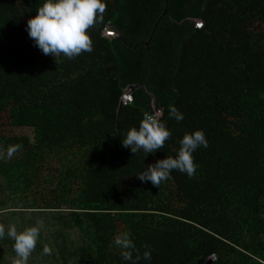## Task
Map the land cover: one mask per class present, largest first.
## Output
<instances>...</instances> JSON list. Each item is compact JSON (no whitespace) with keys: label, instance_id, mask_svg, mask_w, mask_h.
I'll return each instance as SVG.
<instances>
[{"label":"trees","instance_id":"obj_1","mask_svg":"<svg viewBox=\"0 0 264 264\" xmlns=\"http://www.w3.org/2000/svg\"><path fill=\"white\" fill-rule=\"evenodd\" d=\"M166 1L104 0L93 50L55 60L26 31L42 0H0V152L20 146L0 163V225L40 226L27 264H132L122 232L136 264H264V0ZM156 108L171 136L134 155L121 140ZM17 127L35 140L3 132ZM195 130L191 178H138ZM17 259L0 239V264Z\"/></svg>","mask_w":264,"mask_h":264},{"label":"clouds","instance_id":"obj_2","mask_svg":"<svg viewBox=\"0 0 264 264\" xmlns=\"http://www.w3.org/2000/svg\"><path fill=\"white\" fill-rule=\"evenodd\" d=\"M105 9L104 0H42L36 9V15L27 21L26 31L43 54L51 55L55 60L61 55L72 59L83 52L93 50V41L88 30L103 20ZM168 114L177 122L184 119L183 113L173 104L168 105ZM170 136L171 132L164 122L157 119L153 113L144 112L138 126L131 127L121 141L122 146L134 155L143 150L146 157L150 153L155 154L163 149L165 141ZM179 144L175 157L167 155L166 158L147 165L137 175L138 178L158 187L162 181L171 177L173 170L185 173L191 178L197 168L193 153L199 147L207 148L208 141L203 130H195L191 133L186 132ZM19 147V145L10 147L7 155L11 157ZM39 235V225L26 227L22 231H17L12 225L7 233L0 225V239L7 237L13 241V249L18 257L15 264H27L29 256L36 248ZM114 244L120 249V255L124 261L136 264V261L140 259L135 242L128 232L116 235ZM145 248L143 259L150 261L151 249L148 246ZM43 251L48 254L50 249L45 246ZM134 251L137 252L135 260L133 259Z\"/></svg>","mask_w":264,"mask_h":264},{"label":"built area","instance_id":"obj_3","mask_svg":"<svg viewBox=\"0 0 264 264\" xmlns=\"http://www.w3.org/2000/svg\"><path fill=\"white\" fill-rule=\"evenodd\" d=\"M196 27L197 28H202L203 26V21L202 20H197L196 23H195ZM104 34L106 36H109V37H113L116 35V32L114 31H111L109 28H106L104 30ZM134 101V96H133V93L130 89H127L122 97H121V102L124 104V105H128V104H131L132 102ZM153 114L157 117V119H161L163 117V108H156L155 111L153 112ZM213 258L215 259V257L213 256Z\"/></svg>","mask_w":264,"mask_h":264},{"label":"rangeland","instance_id":"obj_4","mask_svg":"<svg viewBox=\"0 0 264 264\" xmlns=\"http://www.w3.org/2000/svg\"><path fill=\"white\" fill-rule=\"evenodd\" d=\"M5 134L9 135H19V136H29L32 141L35 140V133L32 128L29 127H17V128H6L3 130ZM8 151L0 152V163L7 162L9 160H12L14 158V154H12L11 157L7 155Z\"/></svg>","mask_w":264,"mask_h":264},{"label":"water","instance_id":"obj_5","mask_svg":"<svg viewBox=\"0 0 264 264\" xmlns=\"http://www.w3.org/2000/svg\"><path fill=\"white\" fill-rule=\"evenodd\" d=\"M166 2H167V6H166V10H165L164 15L168 12V0ZM213 260H214V258L212 257L205 264H212Z\"/></svg>","mask_w":264,"mask_h":264}]
</instances>
